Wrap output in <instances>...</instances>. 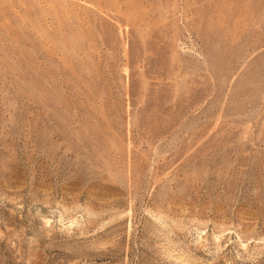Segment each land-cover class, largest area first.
I'll return each instance as SVG.
<instances>
[{
    "label": "rangeland",
    "instance_id": "1",
    "mask_svg": "<svg viewBox=\"0 0 264 264\" xmlns=\"http://www.w3.org/2000/svg\"><path fill=\"white\" fill-rule=\"evenodd\" d=\"M0 264H264V0H0Z\"/></svg>",
    "mask_w": 264,
    "mask_h": 264
}]
</instances>
